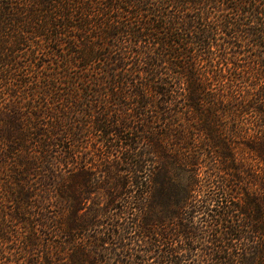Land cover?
I'll list each match as a JSON object with an SVG mask.
<instances>
[{
  "label": "trees",
  "instance_id": "1",
  "mask_svg": "<svg viewBox=\"0 0 264 264\" xmlns=\"http://www.w3.org/2000/svg\"><path fill=\"white\" fill-rule=\"evenodd\" d=\"M245 154L264 0H0V264H264Z\"/></svg>",
  "mask_w": 264,
  "mask_h": 264
},
{
  "label": "rangeland",
  "instance_id": "2",
  "mask_svg": "<svg viewBox=\"0 0 264 264\" xmlns=\"http://www.w3.org/2000/svg\"><path fill=\"white\" fill-rule=\"evenodd\" d=\"M245 8V7H244ZM261 49L258 48V47H254L251 49V52L253 55H250L248 57V53H244L247 54L246 56H240L239 59H241V64H255V65H259L261 62H260V59H259V54H261ZM247 52V51H246ZM252 56V58H250ZM250 59V60H248ZM253 60V61H252ZM91 149V148H90ZM93 151H88L89 154H91ZM245 158H247L248 161H251V162H254L255 165H256V168H257V174L259 175V177L263 178L264 180V164L259 161L258 159H252V157H249L245 154ZM91 200H93L94 202H97V204L99 206H102L105 201H106V197H105V194L102 192V191H99L97 193H93L90 195V198L88 200V204L91 203Z\"/></svg>",
  "mask_w": 264,
  "mask_h": 264
}]
</instances>
